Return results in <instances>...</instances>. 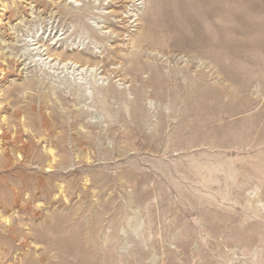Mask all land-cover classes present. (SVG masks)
Returning <instances> with one entry per match:
<instances>
[{
    "label": "rangeland",
    "instance_id": "374dc122",
    "mask_svg": "<svg viewBox=\"0 0 264 264\" xmlns=\"http://www.w3.org/2000/svg\"><path fill=\"white\" fill-rule=\"evenodd\" d=\"M0 264H264V0H0Z\"/></svg>",
    "mask_w": 264,
    "mask_h": 264
}]
</instances>
